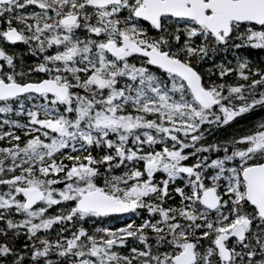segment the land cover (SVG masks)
<instances>
[{"label": "snow or ice", "instance_id": "6c2138e0", "mask_svg": "<svg viewBox=\"0 0 264 264\" xmlns=\"http://www.w3.org/2000/svg\"><path fill=\"white\" fill-rule=\"evenodd\" d=\"M0 264H264V0H0Z\"/></svg>", "mask_w": 264, "mask_h": 264}]
</instances>
